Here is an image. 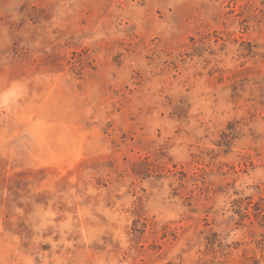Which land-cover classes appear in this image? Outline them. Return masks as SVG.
<instances>
[{"label": "rangeland", "instance_id": "1", "mask_svg": "<svg viewBox=\"0 0 264 264\" xmlns=\"http://www.w3.org/2000/svg\"><path fill=\"white\" fill-rule=\"evenodd\" d=\"M0 264H264V0H0Z\"/></svg>", "mask_w": 264, "mask_h": 264}]
</instances>
